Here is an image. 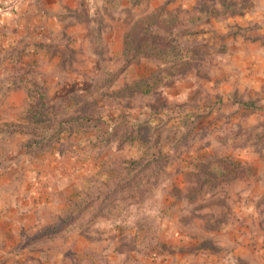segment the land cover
<instances>
[{"label": "rangeland", "instance_id": "374dc122", "mask_svg": "<svg viewBox=\"0 0 264 264\" xmlns=\"http://www.w3.org/2000/svg\"><path fill=\"white\" fill-rule=\"evenodd\" d=\"M64 1L0 43V264H264V0Z\"/></svg>", "mask_w": 264, "mask_h": 264}, {"label": "crops", "instance_id": "0c3cea01", "mask_svg": "<svg viewBox=\"0 0 264 264\" xmlns=\"http://www.w3.org/2000/svg\"><path fill=\"white\" fill-rule=\"evenodd\" d=\"M50 1L53 2V4H46L48 0H39V3H36V0H0V43L6 39L18 44H21L23 41H49L51 34L57 31V28L60 29V26H63L60 16V10L62 7L65 4L70 8H74L75 2L70 1V4H68L64 0ZM55 2H57V4ZM77 3H79V0H76L75 7L77 6ZM51 5H56V10L58 5V10L54 11L50 8L52 7ZM37 6L40 9L42 8L39 14L35 13ZM41 25H44L45 29H42L40 32ZM76 25L78 26V23H76ZM34 28L35 30L38 28L37 33L34 36L32 34V38L28 37L24 40L25 36L29 34V30L33 31ZM233 254L237 257L233 258L235 259L234 264H240L239 258H244L243 255H241V251L235 250L233 251ZM182 255H186V253L174 254L173 257H175V260L170 264H192L186 261V259L182 261Z\"/></svg>", "mask_w": 264, "mask_h": 264}]
</instances>
